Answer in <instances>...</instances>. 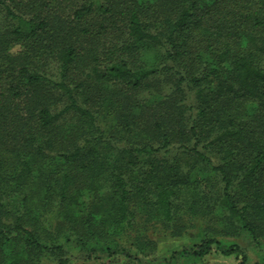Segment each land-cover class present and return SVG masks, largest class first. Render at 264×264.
<instances>
[{"label": "trees", "instance_id": "16d2710c", "mask_svg": "<svg viewBox=\"0 0 264 264\" xmlns=\"http://www.w3.org/2000/svg\"><path fill=\"white\" fill-rule=\"evenodd\" d=\"M214 253L264 264V0H0V264Z\"/></svg>", "mask_w": 264, "mask_h": 264}, {"label": "rangeland", "instance_id": "374dc122", "mask_svg": "<svg viewBox=\"0 0 264 264\" xmlns=\"http://www.w3.org/2000/svg\"><path fill=\"white\" fill-rule=\"evenodd\" d=\"M208 171L209 170H203L201 172H199L198 174H196V177L197 179H202L203 177L204 180H203V186H207L206 184L208 179L206 176H208ZM208 189V187H206ZM202 226L199 225V223L197 224H193L192 226H190V228H188V232L189 233H192V234H205L204 233V230L201 229ZM189 234L188 236L185 235V236H182V237H179V238H169L168 240L166 241H160V244H159V247L161 249H164L166 250L167 248H169L170 246H173V245H182L184 243H187L189 241ZM232 240H235L236 242L242 244L243 247H245L247 249V251L251 254H253V250L251 249L250 247V240L246 237H244V235H241L240 234L237 236V237H234V238H230ZM170 242V243H168ZM168 243V244H166ZM68 252H75V248L74 247H71V246H68ZM207 264H237V259L234 257V256H230V257H224L222 255H218V254H211L208 258H207Z\"/></svg>", "mask_w": 264, "mask_h": 264}]
</instances>
